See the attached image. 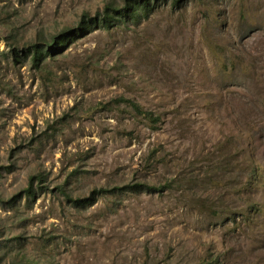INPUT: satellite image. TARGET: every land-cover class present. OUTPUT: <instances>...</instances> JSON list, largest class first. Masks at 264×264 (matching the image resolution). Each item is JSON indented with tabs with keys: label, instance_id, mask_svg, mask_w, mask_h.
<instances>
[{
	"label": "rangeland",
	"instance_id": "374dc122",
	"mask_svg": "<svg viewBox=\"0 0 264 264\" xmlns=\"http://www.w3.org/2000/svg\"><path fill=\"white\" fill-rule=\"evenodd\" d=\"M124 2L0 0L1 264H264V0Z\"/></svg>",
	"mask_w": 264,
	"mask_h": 264
},
{
	"label": "trees",
	"instance_id": "16d2710c",
	"mask_svg": "<svg viewBox=\"0 0 264 264\" xmlns=\"http://www.w3.org/2000/svg\"><path fill=\"white\" fill-rule=\"evenodd\" d=\"M152 1L156 2L157 0H125L123 5L119 6L107 4L104 7L103 12L100 13V11H98L96 15L89 16L88 20L84 16L79 23V27H77L76 30H74V28L66 29L55 35L52 40L46 41L45 43H39L37 41L31 46L27 47V50L25 52L31 53L33 61L38 64V61L42 60L48 51H52V53L58 52L60 47L64 45V43L68 41V39L72 38L73 35L81 32L82 29H85L90 23H102L107 27H110L116 23L128 22L130 20L134 23H139L141 19L147 16L152 9ZM11 51L15 57L20 56L17 47H15L14 44L12 45ZM132 105L136 110H138V112H143V114H147V116L149 117L151 116L150 112H148L147 110H142L137 103L132 102ZM136 186L145 187L143 183H138V185ZM32 193L33 188L30 185L27 187V189H25V194L29 196ZM74 200L79 201L80 199Z\"/></svg>",
	"mask_w": 264,
	"mask_h": 264
}]
</instances>
